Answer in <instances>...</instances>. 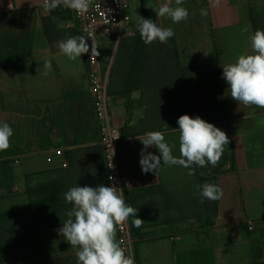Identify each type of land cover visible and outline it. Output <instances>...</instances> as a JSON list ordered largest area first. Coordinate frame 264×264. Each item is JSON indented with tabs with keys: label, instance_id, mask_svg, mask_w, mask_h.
Returning a JSON list of instances; mask_svg holds the SVG:
<instances>
[{
	"label": "crops",
	"instance_id": "crops-1",
	"mask_svg": "<svg viewBox=\"0 0 264 264\" xmlns=\"http://www.w3.org/2000/svg\"><path fill=\"white\" fill-rule=\"evenodd\" d=\"M167 2L129 0L134 35L138 17L149 14L159 26L174 30L182 68L216 65L215 85L221 87L223 110L221 104L213 108L212 76L207 79L200 75L205 70H196L184 92L173 93L177 102L172 111L210 116L215 109L222 117L206 121L225 131L231 143L215 168L197 166L190 176L188 169L162 164L155 173L145 174L139 163L144 147L139 139L146 132L166 131V140L176 145L173 155H180L178 126L165 130L159 124L167 98L148 89L134 92L129 103L112 97L111 111L123 136L119 159L127 179V204L137 207L144 221L136 227L130 217L138 263H264V109L238 105L221 78L223 65L251 54L250 35L264 30V0H184L181 6L189 16L180 23L157 18L154 9ZM42 4L43 0H0V121L14 130L11 146L0 152V162L12 161L16 177L25 184L26 175L55 172L52 178L63 193L76 185L108 186L85 56L72 61L60 53L58 41L68 36L48 40L42 18L50 11ZM201 8L207 9L206 16L200 14ZM70 14L68 20L53 22L69 36H78L71 9ZM245 27L248 32H242ZM46 60L51 61V71L45 76ZM148 152L159 155L154 147ZM198 176L215 177L223 189L216 214L208 221L196 215ZM23 197L24 205L15 210L28 206L26 193ZM62 223L34 227L36 256L8 264H77L76 249L58 233Z\"/></svg>",
	"mask_w": 264,
	"mask_h": 264
},
{
	"label": "clouds",
	"instance_id": "clouds-1",
	"mask_svg": "<svg viewBox=\"0 0 264 264\" xmlns=\"http://www.w3.org/2000/svg\"><path fill=\"white\" fill-rule=\"evenodd\" d=\"M184 0H168L154 9L157 18L168 17L173 23L186 21L189 12L182 7ZM92 0H43L42 7L51 11L59 6L71 9L78 15L89 11ZM200 14L207 15V9L201 8ZM137 29L141 40L146 45L154 42L167 43L175 32L171 27H161L150 18L139 16ZM248 32V28L242 29ZM88 38L83 35L68 36L58 41V48L62 55L75 61L82 54L89 53ZM251 54L238 56L234 63L222 66V79L227 83L230 97L244 106H256L264 109V30L257 29L250 35ZM92 41V40H91ZM97 46L92 41L91 57L98 56ZM43 75L51 71V61L46 60ZM135 120L132 121L134 125ZM179 133V153L174 156L175 144L166 140V131H148L142 139L143 149L140 155V166L147 174L155 171L163 164L167 166H182L189 169L188 175H194L195 167L213 168L218 166L223 157L225 146L231 141L225 131L207 122L200 116L191 117L187 114L177 119ZM168 128L167 123L164 129ZM13 128L4 121H0V152L11 146ZM149 147L158 150L159 155L148 152ZM109 179H112L109 177ZM203 200L218 201L223 196V189L214 183L205 182L196 186ZM66 203L72 205L66 212L68 217L58 233L75 251L77 264H135L134 257L126 254L121 242L116 240L117 225L124 224L130 217L132 223L140 227L144 221L137 215V207L126 203L124 192L115 185L96 187L76 185L63 193Z\"/></svg>",
	"mask_w": 264,
	"mask_h": 264
},
{
	"label": "trees",
	"instance_id": "trees-1",
	"mask_svg": "<svg viewBox=\"0 0 264 264\" xmlns=\"http://www.w3.org/2000/svg\"><path fill=\"white\" fill-rule=\"evenodd\" d=\"M53 18L60 20H68L71 18L70 9L62 5L50 11V16L42 18L45 33L49 41L62 39L69 36V33L58 29L53 22ZM144 18L153 19L149 14H144ZM111 43L114 45L115 41ZM110 73V96H117L130 102L131 95L136 91L149 90L154 92L167 93L165 102V111L159 118V124L167 123L168 127H177L169 119L172 116H181L184 114H174L172 106L177 102L173 93L184 92L187 81H191L196 70H205L200 75L207 78H213V108L221 104L223 105V96L221 87L218 82L215 85V78L218 79V70L216 65L204 66L197 69H185L179 64V53L176 46L175 35L165 44L158 41L151 45H146L140 38L137 30L133 37L123 39L118 43L117 55ZM212 68L214 70H212ZM213 71V72H212ZM208 79V78H207ZM165 95V94H164ZM223 110V106L221 107ZM171 114V116H165ZM190 116H201L187 114ZM216 114L215 109L210 116H206L204 120H215L221 118ZM47 172L46 174H51ZM41 175V174H38ZM35 175H26L28 206L26 208L14 211H2L1 201L8 197V192L12 191L11 185L15 184L16 177L12 161L0 162V190H5L6 194L0 193V264H8L9 262H19L36 256V246L34 244L33 229L34 227H48L57 222H64L68 217L66 212L71 209L72 205L66 203L63 197L62 186L55 181H47L46 183L31 186V178ZM201 182L218 184L215 177L201 178ZM214 213L216 214L217 201H212ZM20 221L17 229H8L9 221ZM30 225L32 242L25 240V234L22 235L26 224ZM14 234L12 235V230ZM21 241L20 245H13L10 237ZM32 253V256L25 255L24 252ZM264 264V263H259Z\"/></svg>",
	"mask_w": 264,
	"mask_h": 264
},
{
	"label": "built area",
	"instance_id": "built-area-1",
	"mask_svg": "<svg viewBox=\"0 0 264 264\" xmlns=\"http://www.w3.org/2000/svg\"><path fill=\"white\" fill-rule=\"evenodd\" d=\"M73 18L79 35L90 37L87 41L90 50L84 56L94 115L99 131L98 143L104 158L107 185H115L117 188H121L127 203V179L119 159L123 136L121 127L115 123L111 111L112 96L109 94V74L118 43L134 36L129 0H92L86 14L78 15L73 11ZM91 40L97 46L99 52L97 57H91ZM112 40L115 41L112 60L108 68L104 70L101 64L100 47ZM56 154L61 156L62 151L58 150ZM48 161H52V158L48 157ZM17 163L14 162V165ZM117 241L121 242V246L126 249L127 255L134 257L135 264H139L136 254L137 238L133 234L130 218L126 223L117 225Z\"/></svg>",
	"mask_w": 264,
	"mask_h": 264
},
{
	"label": "rangeland",
	"instance_id": "rangeland-1",
	"mask_svg": "<svg viewBox=\"0 0 264 264\" xmlns=\"http://www.w3.org/2000/svg\"><path fill=\"white\" fill-rule=\"evenodd\" d=\"M115 44L113 45L111 43V41L107 42V43H104L103 45H101L100 47V52H101V64L104 68V70L106 68H108L111 60H112V52H113V48H114ZM118 48V46H117ZM117 55V50H116V54L114 56V60H113V64H114V61H115V57ZM111 66V69H110V73H111V70L113 68V65ZM109 88H110V74H109ZM165 96L168 97V94L167 93H164ZM165 116H171V114H166ZM190 116V115H189ZM172 117H175V120L174 119H169V120H173L171 121L172 123L176 124L177 123V119L178 117L177 116H172ZM191 117H195V116H191ZM202 119H204L206 116H200ZM181 170H184L186 168L184 167H180ZM189 170V169H188ZM57 173L53 172L51 174H41V175H38V176H35L33 178H31V186H37V185H40V184H43V183H46L47 181H54V179L52 178V175H54L56 177ZM58 176V175H57ZM20 179V178H19ZM17 180L15 184L11 185L12 187V191L8 192L6 195H8V198L2 202V208L3 210H15V209H18L20 207H22L24 205V202H25V197H23V194L24 193H27V186L25 184V182H20V180ZM204 182H201L199 180H197V185H201L203 184ZM62 186V185H61ZM197 189V187H196ZM65 192V191H64ZM202 197L200 196L199 194V191L197 189V195H196V215L199 219L201 220H210V219H213L214 216H215V211H214V208L212 206V201H209V200H203L202 201ZM19 223L20 221H16V220H13V221H9L8 223V229H11V228H14V229H17L19 227ZM30 225L27 223L26 226H25V229L23 230V234L26 233L25 236V240L27 241L26 243L29 242V227ZM14 229L12 230V235L14 234ZM14 236L10 237L11 240H13ZM22 242L16 239L13 240L12 244L15 246V245H20Z\"/></svg>",
	"mask_w": 264,
	"mask_h": 264
}]
</instances>
